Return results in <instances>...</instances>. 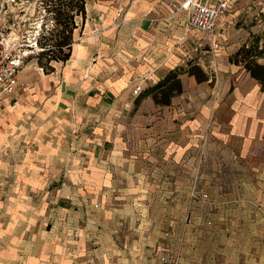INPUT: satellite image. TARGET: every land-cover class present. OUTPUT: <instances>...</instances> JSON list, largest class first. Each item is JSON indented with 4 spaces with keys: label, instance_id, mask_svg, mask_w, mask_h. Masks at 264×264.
I'll list each match as a JSON object with an SVG mask.
<instances>
[{
    "label": "crops",
    "instance_id": "crops-1",
    "mask_svg": "<svg viewBox=\"0 0 264 264\" xmlns=\"http://www.w3.org/2000/svg\"><path fill=\"white\" fill-rule=\"evenodd\" d=\"M123 3L118 19L114 9L102 23H81L69 58L53 61L46 75L27 60L19 70V87L0 109V156L13 143L26 152L22 164H0V172L10 174L8 186L0 187L8 188L0 196V264H108L105 247L96 246L95 239L92 245L85 244L93 238L86 234L89 223L61 228V224L67 226L63 217L75 212L66 208L67 198L76 199L75 191L72 196L70 191L65 194V189L72 186L64 177L65 172L76 173L74 188L93 190L110 182L108 166L112 168L119 162L127 174L129 152L120 120L130 111H135L138 118L150 117L153 125L160 123L163 107L169 109L172 120L184 116L188 129L200 127L196 132H184L185 140L200 141L204 149L207 145L206 160L217 169L224 161H264V155H259L264 151V91L243 63L230 60L246 40L236 43L232 52L222 51L219 55L217 79L210 91L215 109L208 103L198 111L185 102L192 96L196 79L213 80L205 69L192 66L179 70L180 90H172L168 104H157L148 90L167 73L179 69L172 36L185 24V18L167 0ZM99 12L97 9L94 21ZM225 17L219 19V32L226 29ZM255 38L249 37L245 45ZM121 46L123 49L117 52L115 49ZM116 57L140 62L124 68L123 74L113 75ZM258 62L264 64V56ZM195 72L200 77H195ZM136 86L140 90L134 93ZM27 92L30 95L26 96ZM140 93L144 95L136 101ZM207 108L209 113L214 110V127L204 144ZM186 150L184 144L172 143L176 155L182 156ZM35 198L39 204H35ZM77 200L78 220L89 219L90 212L101 213L93 208V200L82 199L84 206L80 196ZM65 233L78 238L64 241Z\"/></svg>",
    "mask_w": 264,
    "mask_h": 264
},
{
    "label": "rangeland",
    "instance_id": "rangeland-1",
    "mask_svg": "<svg viewBox=\"0 0 264 264\" xmlns=\"http://www.w3.org/2000/svg\"><path fill=\"white\" fill-rule=\"evenodd\" d=\"M123 1L85 0V19L80 15L74 17L77 25L73 31L74 39L81 23H90V20L91 23H102L107 18L106 14L114 9L118 11L116 19L120 18L124 10ZM16 2L21 6L19 17L27 19V23H49L52 18L49 9L56 0ZM97 9L100 12L94 21ZM262 9L264 0H232L230 11L224 15L226 29L218 31L221 48L215 67L211 66L209 47L206 44L198 46L203 41L201 33L184 24L172 36L179 63L176 68L182 70L192 66L196 70L205 69L213 78L211 82L196 79L193 84L192 96L185 102L194 110L200 111V107L208 103L215 109V98L210 91L215 86L222 51L232 52L243 39L247 42L249 37L256 36L258 41L261 40L260 46L264 47ZM122 49L121 46L115 50ZM39 58L31 55L27 63L37 67L39 61L45 62L47 57ZM138 62L116 57L111 73L123 74L124 68ZM42 71L44 75L50 72L43 68ZM195 73V77L198 76ZM208 109L204 121V144L208 143L207 135L214 127V110L209 113ZM134 112L130 111L120 120L129 152L127 174L122 172L125 166L119 162L112 168L108 166L106 171L112 174L110 182L104 188L92 190L74 188L73 181L78 179V174L65 172V182L69 181L67 184L72 186L65 189V194L70 191L72 196L75 191L76 199L67 198L69 205L66 208L75 212L63 217L67 226L61 224V228H79L89 223L90 231L86 234L93 238L91 241L88 238L85 244L90 246L95 239L98 241L96 246L105 247L108 264H264V161L258 159L256 163L252 160L246 164L224 161L217 169L206 160L207 145L205 150L200 141L185 140L184 132H196L200 127L188 129L184 116L172 120L169 109L163 107L160 123L153 125L150 117L138 118ZM172 143L184 144L186 152L182 156L176 155L172 151ZM259 155H264V151ZM25 158L26 152L13 143L0 156V164H22ZM9 177V172H0L1 188L8 186ZM1 188L0 196L8 191V188ZM204 193L206 198L202 196ZM78 196L83 206L85 202L82 199L93 200V208L101 213L90 212L89 219L78 220L75 216L80 207ZM34 200L39 204L38 198ZM86 210L88 208L83 209L84 212ZM76 238L65 233L63 239Z\"/></svg>",
    "mask_w": 264,
    "mask_h": 264
},
{
    "label": "built area",
    "instance_id": "built-area-1",
    "mask_svg": "<svg viewBox=\"0 0 264 264\" xmlns=\"http://www.w3.org/2000/svg\"><path fill=\"white\" fill-rule=\"evenodd\" d=\"M168 5L185 18V25L203 35V43L209 47L212 65L216 66L217 53L221 48L218 22L231 9L232 0H167ZM20 5L16 0H0V109L19 87V70L31 55L43 50L40 41L54 27L49 23H27L20 18ZM264 14V9H262ZM140 86L134 88V92ZM204 198L207 194L202 195Z\"/></svg>",
    "mask_w": 264,
    "mask_h": 264
},
{
    "label": "trees",
    "instance_id": "trees-1",
    "mask_svg": "<svg viewBox=\"0 0 264 264\" xmlns=\"http://www.w3.org/2000/svg\"><path fill=\"white\" fill-rule=\"evenodd\" d=\"M51 2V0H49ZM51 17L54 20V27L42 38L40 44L43 50L37 55L47 57L45 62L39 61V66L47 72L52 70V61H65L71 53L72 43L74 42L75 15L85 19V0H56L52 4ZM264 47H258V38L248 46L243 45L230 57V60L244 64L250 75L257 79L264 91V64L258 62V58L264 56ZM194 71V70H193ZM179 69H174L165 75L160 81L149 88L148 92H153L154 102L157 104H168L172 95V90H180V81L177 78ZM189 73H193L189 71ZM200 77V76H198ZM144 94L140 93L136 98L138 101Z\"/></svg>",
    "mask_w": 264,
    "mask_h": 264
}]
</instances>
